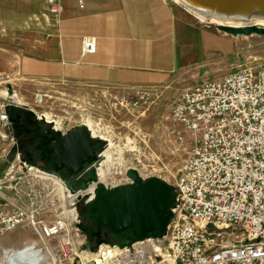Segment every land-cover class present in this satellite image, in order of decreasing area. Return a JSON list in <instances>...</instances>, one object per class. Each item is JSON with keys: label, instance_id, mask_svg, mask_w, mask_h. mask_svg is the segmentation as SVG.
Instances as JSON below:
<instances>
[{"label": "built area", "instance_id": "built-area-1", "mask_svg": "<svg viewBox=\"0 0 264 264\" xmlns=\"http://www.w3.org/2000/svg\"><path fill=\"white\" fill-rule=\"evenodd\" d=\"M48 6L57 17L60 0H48ZM81 41L83 56L96 53V37ZM1 92L0 143L9 146L0 155V239L29 227L57 240L51 249L55 264H264V66L230 72L180 94L172 117L192 136L193 147L176 178L166 231L127 246L88 247L77 206L92 202L95 190L90 185L71 194L63 179L47 178L12 152L4 111L9 103ZM114 100L123 108L147 101L140 93ZM61 194L72 196L68 204L76 214L64 244L59 237L67 225L55 213Z\"/></svg>", "mask_w": 264, "mask_h": 264}, {"label": "crops", "instance_id": "crops-1", "mask_svg": "<svg viewBox=\"0 0 264 264\" xmlns=\"http://www.w3.org/2000/svg\"><path fill=\"white\" fill-rule=\"evenodd\" d=\"M196 18L172 0H60L57 17L48 0H0L2 65L16 57L23 75L76 88L127 92L177 82L180 95L194 85L203 52L211 55L205 41L214 36ZM86 36L97 38L93 55H82Z\"/></svg>", "mask_w": 264, "mask_h": 264}, {"label": "rangeland", "instance_id": "rangeland-1", "mask_svg": "<svg viewBox=\"0 0 264 264\" xmlns=\"http://www.w3.org/2000/svg\"><path fill=\"white\" fill-rule=\"evenodd\" d=\"M181 6L185 8L184 5ZM185 9L195 16L192 11ZM196 22L202 30L214 36L210 41H205L208 42L207 45L205 43L208 48L207 54L211 55L206 56V52H203L201 68L196 74L198 76L195 81L191 79L192 74L186 73V79L194 81V85H186V88L180 90V94L199 82L212 81L241 69L264 66V34L255 31L249 34L243 32L235 34L219 30V27L209 24L202 18H196ZM2 44L3 42L0 41V91L8 89V93L17 94L26 103V105H17L6 98L9 104L50 113L54 120L63 123L62 132L84 125L86 119H91L111 134L116 146H122L124 149L122 153L114 155L117 160L116 165L112 167L113 179L121 182L118 185L130 183L126 173L123 174L125 166L128 165L131 169L137 170L144 180L158 178L170 184L175 190L178 173L193 147L192 136L187 134L172 117L173 105L180 96L177 95V89L180 87L177 82H165L155 88L127 92L96 87L76 88L64 81L40 80L23 75L16 57L15 60H11L7 68H4ZM184 83L182 82L181 85ZM137 93L145 94L147 100L139 107L123 108L114 100L115 96L131 97ZM40 96L41 102H39ZM7 146L9 141L0 143V155L1 150ZM85 207L82 201L77 206L82 228V212ZM30 229L20 227L1 238L0 256L3 248L13 246L18 250L35 240L40 244L37 234ZM84 235L87 239L86 232ZM86 239L84 238L85 241ZM24 240H28L27 243L24 244ZM50 244V248L54 250L57 240H53ZM48 263L50 262L46 260L42 264Z\"/></svg>", "mask_w": 264, "mask_h": 264}, {"label": "water", "instance_id": "water-1", "mask_svg": "<svg viewBox=\"0 0 264 264\" xmlns=\"http://www.w3.org/2000/svg\"><path fill=\"white\" fill-rule=\"evenodd\" d=\"M219 30L235 34L237 32L249 34L254 31L264 34V29L256 27L234 29L222 26L219 27ZM4 111L8 116L10 131L12 125H25V119L28 118L32 119L34 123L46 122L53 126L54 130H50L48 133L52 136V141L53 134H61V131H57L52 122L40 119L33 110L14 104H7ZM72 130L60 146L67 157L64 153L57 154L56 152L58 156L57 163L67 168L70 174L77 175L82 171V166L85 162H94V169L88 173L90 184L82 190H86L90 185L94 184L96 185L94 194L98 190L105 191L107 187L100 182L97 169L104 161L102 154L107 147V143L94 137L85 125H80ZM95 143L99 144L100 151L94 155L92 147ZM14 150L15 148L13 147L12 152ZM55 150L57 149L55 148ZM22 161L26 163L25 160ZM28 167L34 168L30 165ZM34 169L60 178L56 172L51 170ZM126 176L130 180L129 185L117 187L96 198L94 197L90 205V214L94 216V219L103 226L110 228L112 232L120 233L129 230L132 237L122 242L121 246H127L132 242L146 239L155 234H164L168 225L169 210L174 205L176 199V196L173 194L175 192L174 188L163 180L151 178L145 181L135 169L127 170ZM135 183L138 185L134 186ZM69 190L71 194L77 193L71 186H69ZM102 243V241H99L97 245Z\"/></svg>", "mask_w": 264, "mask_h": 264}, {"label": "bare ground", "instance_id": "bare-ground-1", "mask_svg": "<svg viewBox=\"0 0 264 264\" xmlns=\"http://www.w3.org/2000/svg\"><path fill=\"white\" fill-rule=\"evenodd\" d=\"M177 4L184 5L185 8L192 11L197 18H202L208 21L209 24H214L217 27H227L234 29H245L248 27L264 28V0H173ZM2 96L8 98L11 102L17 105H26L25 102L17 94H10L6 90L1 92ZM42 97H39L41 102ZM34 110V109H33ZM40 119H45L48 122H52L56 129L62 130L63 123L53 119V115L46 112H39L34 110ZM62 119V118H61ZM103 123V122H102ZM84 125L88 127L92 135L96 138L104 140L107 143V147L103 151V162L97 169L99 180L107 187L115 186L121 182L113 179L114 171L112 167L116 165L115 154H120L124 150L122 146H116L113 143V138L109 132L101 128L99 124L95 123L91 119H86ZM3 134V132L1 131ZM131 145V144H130ZM117 156V155H116ZM123 156V155H122ZM118 157V156H117ZM120 158V157H119ZM119 164L121 161L119 160ZM122 166V165H121ZM131 169L130 166H125L123 174ZM116 174V173H115ZM49 179H55L53 175L44 173ZM96 185H91L90 190H95ZM93 192V191H90ZM71 195L61 194L60 202L61 206L56 207V219L61 220L67 225V232L65 235L59 237L60 243H66L67 238L71 237V220L76 219V214L69 208L68 199ZM57 213H60V217H57ZM72 213L74 216H72ZM31 230V229H30ZM34 231L40 244L35 240L32 243L26 244L24 247L16 250V247L3 248L0 256V264H42L48 260L50 263L55 264L56 255L52 252L50 241L39 236L38 232ZM6 236V235H5ZM68 236V237H67ZM24 244L28 240H24ZM1 246V244H0ZM18 247V246H17ZM2 248V246H1ZM15 249V250H13Z\"/></svg>", "mask_w": 264, "mask_h": 264}, {"label": "flooded vegetation", "instance_id": "flooded-vegetation-1", "mask_svg": "<svg viewBox=\"0 0 264 264\" xmlns=\"http://www.w3.org/2000/svg\"><path fill=\"white\" fill-rule=\"evenodd\" d=\"M50 130H54V128L49 123H34L32 119L28 118L25 119V125L23 126L12 125L10 135L11 139L14 142L13 146L15 150L13 152L19 153L21 155V159L25 160L28 165L34 168H39L42 170H51L53 172H56L61 179H63L66 183L69 184V186L73 187L76 191L84 189L82 188L83 186H88L90 184L88 173L94 169V162H85L82 166V171L79 174H70L67 168L63 167V165H60V163H57V154L64 153L61 150L60 146L62 145V142L66 139V137L69 135V132L73 130L71 129L67 132H62L60 130L61 134H53V141L51 139L52 136L48 134ZM56 130L58 131V129ZM55 148L57 150H55ZM92 150L94 152V155L97 154L100 151L99 144L95 143L92 147ZM129 184L130 183L126 185ZM137 185V183L134 184V186ZM120 186L123 185L121 184L111 187L106 186L107 189L105 191L98 190L96 192L95 198ZM91 203L92 202L86 205L85 210H83L82 212L83 230L87 234L88 245H97L99 241H102L103 243H109L125 242L131 239L132 235L129 233V230L120 233H115L112 232L110 228H107L97 222L94 219V216L90 214Z\"/></svg>", "mask_w": 264, "mask_h": 264}, {"label": "trees", "instance_id": "trees-1", "mask_svg": "<svg viewBox=\"0 0 264 264\" xmlns=\"http://www.w3.org/2000/svg\"><path fill=\"white\" fill-rule=\"evenodd\" d=\"M84 187H86V186H83L82 188H84ZM173 194L176 196V192H173ZM82 218H83V216H82ZM88 247L91 249H95L97 247V245H94V246L88 245Z\"/></svg>", "mask_w": 264, "mask_h": 264}]
</instances>
